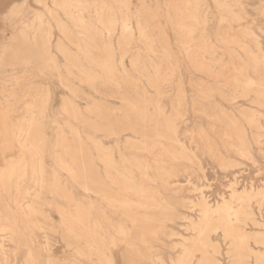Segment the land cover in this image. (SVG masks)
I'll return each mask as SVG.
<instances>
[{
    "label": "rangeland",
    "instance_id": "1",
    "mask_svg": "<svg viewBox=\"0 0 264 264\" xmlns=\"http://www.w3.org/2000/svg\"><path fill=\"white\" fill-rule=\"evenodd\" d=\"M125 1L0 0V264H264V0Z\"/></svg>",
    "mask_w": 264,
    "mask_h": 264
},
{
    "label": "bare ground",
    "instance_id": "2",
    "mask_svg": "<svg viewBox=\"0 0 264 264\" xmlns=\"http://www.w3.org/2000/svg\"><path fill=\"white\" fill-rule=\"evenodd\" d=\"M112 1H113V0H112ZM126 1H128V0H126ZM126 1H125V3L127 4ZM192 1H193V0H192ZM195 3L197 4V2H195ZM84 4H85V3H84ZM100 4H101V3H100ZM119 4H120V3H119ZM126 4H125V5H126ZM201 4H202V3H201ZM224 4H226V3H225V0H224ZM224 4L222 3L221 5H224ZM32 5H33V4H32ZM81 5H82V4H81ZM85 5H86V4H85ZM188 5H189V4H188ZM192 5H193V3H192ZM194 5H195V4H194ZM194 5H193V7L196 8L197 5H195V6H194ZM199 5H200V4H199ZM219 5H220V4H219ZM102 6H103V5H102ZM119 6H120V5H119ZM121 7H122V6H121ZM218 7H219V6H218ZM123 8H125V10H126V6L123 7ZM224 8H225V7H224ZM226 8H227V7H226ZM69 9H70V8H69ZM222 9H223V8H222ZM61 10H63V9H61ZM70 10H71V9H70ZM83 10H84V9H83ZM125 10H124V11H125ZM197 10H198V8H197ZM47 11H48V10H47ZM102 11H103V8H101V6H100V7H97L96 14H97V19H98L99 21L102 20V19H100V18H101V15L103 14ZM122 11H123V10H122ZM70 12H71V11H70ZM125 12H127V11H125ZM146 12H147V11H146ZM49 14H51V13H49ZM80 14H81V13H80ZM200 14H201V12H200ZM65 15H68V14L65 13ZM16 16H17V15H16ZM106 16H108V20H109V18H112V19H113V17H109V15H106ZM199 16H200V15H199ZM18 17H19V15H18ZM65 17H66V16H65ZM239 17H240V16H239ZM49 18H50V17H49ZM56 18H57V17H56ZM235 18H236V17H235ZM69 19H71V18H68V20H69ZM79 19H80V18H79ZM81 20H82V19H81ZM81 20H75V21L82 22ZM105 20H106V19H105ZM126 20H127V19H126ZM106 21H107V20H106ZM110 21H111V20H110ZM112 21H113V20H112ZM112 21H111V22H112ZM239 21H241V20H239ZM40 22H41V16L38 15V14L35 15V16H34V19H33V23L31 24L32 28L34 29V33H37L36 31L40 30V29H39ZM55 22H56V21H55ZM71 22H72V21H71ZM111 22H110V23H111ZM41 23H42V22H41ZM53 23H54V22H53ZM59 23H61V22H59ZM84 23H85V22H84ZM112 23H113V22H112ZM114 23H115V21H114ZM114 23H113V24H114ZM195 23H196V22H195ZM205 23H207V22H205ZM21 24H22V23H21ZM74 24H75V23H74ZM98 24H99V22H98ZM100 24H101V23H100ZM100 24H99V25H100ZM122 24H123V23H122ZM223 24H224V23H223ZM225 24H226V23H225ZM61 25H62V23H61ZM138 25H139V24H138ZM239 25H240V24H239ZM84 26H85V25H84ZM101 26H102V25H101ZM115 26H116V24H115ZM136 26H137V25H136ZM226 26H228V25H226ZM66 27H67V26H66ZM72 27H73V26H72ZM75 27H76V26H75ZM75 27H74V28H75ZM158 27H159V26H158ZM77 28H78V27H77ZM79 28H80V27H79ZM154 28H155V27H154ZM25 29H27L26 26H23V30H25ZM56 29H57V28H56ZM91 29H92V28H91ZM115 29H116V28H115ZM23 30H21V31H23ZM57 30H59V31L61 32V34H63V35L65 36V32H64V30H63L61 27H58ZM75 30H76V29H75ZM104 30H106V29H104ZM120 30H121V28H120ZM228 30H230V29H228ZM244 30H245V29H244ZM79 31H81V30H79ZM108 31H110V30H108ZM140 31H141V30H140ZM155 31H156V30H155ZM249 31H250V30H249ZM95 32H96V31H95ZM106 32H107V31H106ZM224 32H225V31H224ZM226 32H227V31H226ZM1 33H2V32H1ZM127 33H128V32H127ZM249 33H250V32H249ZM75 34H76V33H75ZM87 34H88V33H87ZM96 34H97V33H96ZM98 34H99V33H98ZM101 34H103V33L101 32ZM112 34H114V32H112ZM120 34H121V32H120ZM140 34H141V32H140ZM140 34H139V35H140ZM192 34H193V33H192ZM225 34H226V33H225ZM21 35H22V34H21ZM33 35H36V34H33ZM107 35H108V34H107ZM107 35H106V36H107ZM185 35H186V34H185ZM73 36H74V35H73ZM108 36H109V35H108ZM111 36H112V35H111ZM141 36H142V35H141ZM190 36H191V35H190ZM249 36H250V35H249ZM22 37H24V36H22ZM121 37H122V36H121ZM144 37H145V35H144ZM193 37H194V36H193ZM223 37H224V36H223ZM231 37H232V36H231ZM231 37H230V38H231ZM85 38H86V37H85ZM107 38L109 39L110 37H107ZM200 38H201V37H200ZM74 39H75V37H74ZM83 39H84V38H83ZM144 39H145V38H144ZM75 40H76V39H75ZM77 40H78V39H77ZM221 40H222V38H221ZM92 41H93V40H92ZM109 41H110V40H109ZM123 41H124V40H123ZM126 41L128 42V39H126ZM224 41H225V40H224ZM232 41H233V40H232ZM42 42H43V41H42ZM44 42H45V41H44ZM107 42H108V41H107ZM117 42H118V40H117ZM143 42H144V41H143ZM188 42H189V41H188ZM218 42H219V41H218ZM227 42H228V41H227ZM146 43H147V42H146ZM146 43H145V44H146ZM231 43H232V42H231ZM47 44H48V43H47ZM76 44H77V43H76ZM80 44H81V43H80ZM91 44H92V43H91ZM116 44H117V43H116ZM232 44L234 45V42H233ZM236 44H237V43H236ZM56 45H57V44H56ZM109 45H110V44H109ZM109 45H107V46L110 48L111 46H109ZM133 45H134V44H133ZM168 45H169V44H168ZM224 45H225V44H224ZM59 46H60V44H59ZM84 46H85V45H84ZM87 46H88V45H87ZM141 46H142V45H141ZM205 46H206V45H205ZM230 46H231V44H230ZM104 47H105V46H104ZM133 47H134V46H133ZM167 47H168V46H167ZM182 47H183V46H182ZM184 47H185V46H184ZM211 47H212V46H211ZM65 48H66V47H65ZM109 48H108V49H109ZM63 49H64V48H63ZM108 49H106V50H108ZM110 49H111V48H110ZM240 49H241V48H240ZM243 49H245V48H243ZM246 49H247V48H246ZM259 49H260V48H259ZM259 49H258V50H259ZM58 50H59V49H58ZM65 50H66V49H65ZM79 50H80V49H79ZM90 50H91V49H90ZM147 50H148V49H147ZM188 50H189V49H188ZM190 50H191V49H190ZM248 50H250V48H249ZM248 50H246V51H248ZM260 50H261V49H260ZM81 51H82V50H81ZM85 51H86V50H85ZM96 51H97V50H96ZM111 51H112V50H111ZM111 51H109V52H111ZM121 51H122V50H121ZM65 52H66V51H65ZM87 52H91V51H87ZM138 52H139V51H138ZM146 52H147V51H146ZM186 52H187V51H186ZM233 52H235V51H233ZM242 52H243V51H242ZM248 52H249V51H248ZM258 52H259V51H258ZM260 52H262V51H260ZM99 53H100V52H99ZM117 53H118V52H117ZM221 53H222V52H221ZM80 54H81V53H80ZM89 54H90V53H89ZM110 54H111V53H110ZM146 54H147V53H146ZM154 54H155V53H154ZM165 54H166V53H165ZM187 54H188V53H187ZM248 54H249V53H248ZM82 55H83V53H82ZM111 55H112V54H111ZM233 55H234V54H233ZM85 56H87V55H85ZM89 56H90V55H89ZM202 56H203V55H202ZM221 56H222V55H221ZM236 56H237V55H236ZM246 56H247V55H246ZM83 57H84V56H83ZM91 57H92V56H91ZM108 57H109V56H108ZM124 57H125V56H124ZM226 57H227V56H226ZM89 58H90V57H89ZM89 58H88V59H89ZM114 58H115V57H114ZM239 58H240V57H239ZM248 58H249V56H248ZM251 58H252V57H251ZM253 58H255V57H253ZM71 59H72V58H71ZM108 59L110 60V58H108ZM136 59H137V58H136ZM172 59H173V58H172ZM237 59H238V58H236V60H237ZM241 59H242V58H241ZM241 59H240V61H241ZM73 60H74V59H73ZM91 60H92V59H91ZM113 60H114V59H113ZM200 60H201V58H200ZM203 60H204V59H202L201 61H203ZM254 60H257V57H256ZM262 60H263V59H262V57H261V61H262ZM86 61H87V60H86ZM191 61H192V60H191ZM201 61H200V62H201ZM219 61H220V60H219ZM219 61H218V63H219ZM221 61H222V59H221ZM221 61H220V62H221ZM230 61H231V60H230ZM263 61H264V60H263ZM91 62H92V64H94L93 62H95V61L92 60ZM98 62H100V60H99ZM104 62H105V61H104ZM104 62H103V63H104ZM198 62H199V61H198ZM209 62H210V61H209ZM231 62H232V61H231ZM201 63H203V62H201ZM232 63H233V62H232ZM255 63H256V62H255ZM258 63H259V61H258ZM90 64H91V63H90ZM92 64H91V65H92ZM95 64H96V63H95ZM98 64H99V63H98ZM122 64H123V63H122ZM204 64H206V62H205ZM208 64H209V63H208ZM210 64H211V63H210ZM214 64L217 65V63H214ZM219 64H220V63H219ZM233 64H234V63H233ZM104 65H105V67H106V63L103 64V66H104ZM137 65H138V64H137ZM201 65H202V64H201ZM211 65H212V64H211ZM103 66L100 65V68H99V69H103ZM214 66H215V65H214ZM237 66H238V65H237ZM255 66H256V65H255ZM95 67H97V64H96ZM154 67H155V66H154ZM192 67H193V66H192ZM212 67H213V66H212ZM224 67H226V66H224ZM224 67H223V68H224ZM246 67H247V66H246ZM121 68H122V67H121ZM138 68H139V67H138ZM142 68H143V67H142ZM193 68H194V67H193ZM230 68H231V65H230ZM238 68H239V66H238ZM71 69H72V68H71ZM104 69H105V68H104ZM104 69H103V70H104ZM110 69H111V68H110ZM134 69H135V68H134ZM209 69H210V68H209ZM214 69H215V68H214ZM217 69H218V68H217ZM226 69H227V68H226ZM228 69H229V68H228ZM231 69H233V65H232V68H231ZM106 70H107V72H108L109 69L107 68ZM139 70H140V69H139ZM146 70H147V69H146ZM203 70H204V69H203ZM233 70H234V69H233ZM239 70H240V68H239ZM241 70H242V69H241ZM241 70H240V73H241L240 75H243L242 72H241ZM244 70H245V69H244ZM65 71H66V70H65ZM100 71H101V70H100ZM147 71H148V70H147ZM177 71H178V70H177ZM219 71H220V70H219ZM246 71H247V69H246ZM82 72H83V71H82ZM88 72H89V71H88ZM103 72H104V71H103ZM109 72H110V71H109ZM109 72H108V74H111V73H112V72H111V73H109ZM153 72H154V71H153ZM206 72H207V70H206ZM222 72H224V71H222ZM255 72H257V71L255 70ZM105 73H106V72H105ZM224 73H225V72H224ZM237 73H238V72H237ZM90 74H91V73H90ZM90 74H88V73H84V77H85L86 81H87L90 85H92L93 82H95V81H96L97 79H99V78H98L96 75H94V76H95V77H94V76H91ZM106 74H107V73H106ZM117 74H118V73H117ZM121 74H122V73H121ZM137 74H138V73H137ZM137 74H136V75H137ZM172 74H173V73H172ZM150 75H151V74H150ZM173 75H174V74H173ZM204 75H205V74H204ZM214 75H215V74H214ZM223 75H224V74H223ZM228 75H229V73H228ZM116 76H117V75H116ZM116 76H115V77H116ZM126 76H127V75H126ZM151 76H152V75H151ZM247 76H248V75H247ZM109 77H110V76H109ZM214 77H215V76H214ZM222 77H223V76H222ZM239 77H240V76H239ZM128 78H129V77H128ZM156 78H157V77H156ZM205 78H206V77H205ZM211 78H212V77H211ZM215 78H216V77H215ZM246 78H247V77H246ZM108 79H109V78H108ZM223 79H224V78H223ZM242 79H243V78H242ZM168 80H169V79H168ZM237 80H238V79H237ZM243 80H244V79H243ZM109 81H110V80H109ZM157 81H158V80H157ZM178 81H179V80H178ZM230 81H231V80H230ZM238 81H239V80H238ZM136 82H137V81H136ZM158 82H159V81H158ZM245 82H246V80H245ZM116 83H117V82H116ZM145 83H146V82H145ZM166 83H167V82H166ZM166 83H165V84H166ZM231 83H233V82L231 81ZM239 83H240V82H239ZM239 83H238V84H239ZM202 84H204V83H202ZM241 84H242V83H241ZM224 85H226V84H224ZM116 86H117V85H116ZM222 86H223V85H222ZM230 86H232V85H230ZM243 86H244V85H243ZM258 86H259V85H258ZM218 87H219V86H218ZM228 87H229V85H228ZM228 87H227V88H228ZM239 87H240V86H239ZM160 88H161V87H160ZM220 88H221V87H220ZM224 88H225V87H223V89H224ZM240 88H241V87H240ZM179 89H180V88H179ZM218 89H219V88H218ZM237 89H238V88H237ZM257 89H258V87H257ZM144 90H145V89H144ZM163 90H164V89H163ZM31 91H32V90H31ZM138 91H139V90H138ZM158 91H159V90H158ZM178 91H179V90H178ZM227 91H228V90H227ZM239 91H240V90H239ZM241 91L243 92V90H241ZM255 91H256V90H255ZM156 92H157V91H156ZM202 92H203V91H202ZM31 93H32V92H31ZM204 93H205V92H204ZM256 93H257V92H256ZM260 93H261V92H260ZM260 93H259V94H260ZM157 94H158V93H157ZM220 94H221V93H220ZM231 94H232V93H231ZM257 94H258V93H257ZM261 94H263V93H261ZM261 94H260V95H261ZM137 95H138V94H137ZM218 95H219V94H218ZM223 95H224V94H223ZM223 95H221V96H223ZM238 95H240V94H238ZM148 96H149V95H148ZM180 96H181V95H180ZM219 96H220V95H219ZM240 96H241V95H240ZM262 96H263V95H262ZM262 96H261V97H262ZM17 97H18V96H17ZM156 97H157V95H156ZM225 97H226V96H225ZM237 97H238V96H237ZM178 98H179V97H178ZM174 99H175V98H174ZM32 100H33V99H32ZM143 100H144V99H143ZM231 101H232V100H231ZM44 102H45V101H44ZM44 102H43V103H44ZM232 102H233V101H232ZM161 104H162V102H161ZM184 104H185V103H184ZM24 106H25V105H24ZM178 106H179V104H178ZM199 106H200V105H199ZM73 107H74V106H73ZM179 107H180V106H179ZM71 108H72V107H71ZM169 108H170V107H169ZM242 108H243V107H242ZM15 109H16V108H15ZM192 109H193V108H192ZM29 110H30V109H29ZM164 110H165V109H164ZM177 110H178V109H177ZM16 111H17V110H16ZM18 111H19V110H18ZM86 112H87V111H86ZM115 112H117V111H115ZM160 112H161V111H160ZM73 113H74V112H73ZM117 113H118V112H117ZM119 113H120V112H119ZM219 113H220V112H219ZM230 113H232V112H230ZM203 114H204V113H203ZM66 115H67V114H66ZM164 115H165V114H164ZM201 115H202V114H201ZM232 115H233V114H232ZM31 116H32V115H31ZM40 116H41V115H40ZM203 116H204V115H203ZM223 116H224V115H223ZM224 117H225V116H224ZM233 117H234V116H233ZM245 117H246V116H245ZM30 118H31V117H30ZM234 118H235V117H234ZM34 119H35V118H34ZM34 119L32 118V121H33ZM173 119H174V118H173ZM263 119H264V118H263ZM29 121H30V120H29ZM37 121H38V120H37ZM211 121H212V120H211ZM254 121H255V120H254ZM30 122H31V121H30ZM214 122H215V121H214ZM251 122H252V121H251ZM28 124H29V123H28ZM40 124H41V123H40ZM232 124H233V123H232ZM232 124H231V125H232ZM251 124H252V123H251ZM194 125H195V124H194ZM29 126H31V125H29ZM196 126H197V125H196ZM198 126H199V125H198ZM233 126H235V125H233ZM233 126H232V127H233ZM30 128H31V127H30ZM169 128H170V127H169ZM68 129H70V128H68ZM170 129H171V128H170ZM172 129L175 130V128H172ZM172 129H171V130H172ZM254 129H255V128H254ZM257 129H258V128H257ZM27 130H28V129H27ZM168 130H169V129H168ZM168 130H167V131H168ZM234 130H235V129H234ZM255 130H256V129H255ZM30 131H31V129H30ZM169 131H170V130H169ZM28 132H29V131H28ZM30 133H31V132H30ZM168 133H171V132H168ZM172 133H173V132H172ZM245 133H246V132H245ZM74 134H75V133H74ZM22 135H23V133H22ZM24 135H25V134H24ZM173 135H175V134H173ZM10 136H11V135H10ZM20 136H21V135H20ZM22 137H23V136H22ZM28 137H31V136H28ZM28 137H27V138H28ZM185 137H186V135H185ZM234 137H235V136H234ZM27 138H26V139H27ZM183 138H184V136H183ZM218 138H219V137H218ZM235 138H236V137H235ZM256 138H257V137H256ZM237 139H238V138H237ZM173 140H174V139H173ZM176 140H177V139H176ZM191 140H192V139H191ZM240 140H241V138H240ZM258 140H259V139H258ZM27 141H29V138H28ZM27 141H26V143H27ZM91 141H92V139H91ZM24 142H25V140L23 141V143H24ZM140 142H141V140H140ZM92 143H93V142H92ZM136 143H137V142H136ZM169 143H170V142H169ZM176 143H177V142H176ZM20 144H21V143H20ZM139 144H140V143H139ZM142 144H143V143H142ZM172 144H174V142H173ZM190 144H191V143H190ZM235 144H236V143H235ZM254 144H255V143H254ZM21 145H22V144H21ZM94 145L96 146L97 144L95 143ZM231 145H232V144H231ZM231 145H230V146H231ZM238 145L240 146V144H238ZM25 146H26V145H25ZM25 146H24V147H25ZM44 146H45V145H44ZM97 146H98V145H97ZM115 146H116V145H115ZM148 146H149V145H148ZM243 146H245V145H243ZM249 146H250V145H249ZM22 147H23V146H21V149H22ZM24 147H23V148H24ZM55 147H56V146H55ZM110 147H111V146H110ZM151 147H152V146H151ZM32 148H33V147H32ZM94 148L97 150L96 147H94ZM133 148H134V147H133ZM241 148H242V147H241ZM25 149H26V148H25ZM151 149H152V148H151ZM160 149H161V148H160ZM179 149H180V148H179ZM181 149H182V148H181ZM208 149H209V148H208ZM235 149H236V148H235ZM22 150H23V149H22ZM29 150H30V149H29ZM29 150H26V153H28ZM31 150H33V149H31ZM39 150H40V149H39ZM91 150H93V149H91ZM96 150H94V151H96ZM173 150H174V149H173ZM233 150H234V149H233ZM23 151H24V150H23ZM33 151H35V149H34ZM36 151H37V150H36ZM97 151H98V150H97ZM97 151H96V153H97ZM141 151H142V150H141ZM151 151H152V150H151ZM154 151H155V150H154ZM175 151H176V150H175ZM240 151H242V150H240ZM243 151H244V150H243ZM243 151H242V152H243ZM245 151H246V150H245ZM38 152H39V151H38ZM38 152H37V153H38ZM142 152H143V151H142ZM152 152H153V151H152ZM160 152H161V151H160ZM168 152H169V151H168ZM179 152H180V150H179ZM30 153H31V152H30ZM35 153H36V152H35ZM80 153H81V152H80ZM106 153H107V152H106ZM106 153H105V154H106ZM109 153H110V152H109ZM162 153H163V152H162ZM162 153H161V155H162ZM166 153H167V152H166ZM174 153H175V152H174ZM177 153H178V151H177ZM240 153H241V152H240ZM28 154H29V153H28ZM33 154H34V153H33ZM33 154H32V155H33ZM39 154H40V153H39ZM111 154H112V153H111ZM158 154H159V153H158ZM169 154H170V153H169ZM169 154H167V155H169ZM172 154H173V151H172ZM172 154H171V155H172ZM178 154H179V153H178ZM235 154H236V153H235ZM30 155H31V154H30ZM96 155H98V154H96ZM174 155H175V154H174ZM34 156H35V154H34ZM39 156H40V155H39ZM105 156H106V155H105ZM105 156H104V157H105ZM112 156H113V155H112ZM156 156H157V155H156ZM175 156H176V155H175ZM40 157H41V156H40ZM97 157H98V156H97ZM123 157H124V156H123ZM171 157H172V156H171ZM177 157H178V156H177ZM177 157H176V158L174 157V159H178V158H179V157H178V158H177ZM192 157H193V156H192ZM244 157H245V156H244ZM35 158H36V157H35ZM102 158H103V155H102ZM181 158H182V157H181ZM181 158H180V159H181ZM39 159H40V158H39ZM96 159H97V158L93 157V159H92V161H91L93 167L95 166V161H96ZM98 159L100 160V158H98ZM130 159H131V158H130ZM247 159H248V158H247ZM33 160H34V159H33ZM37 160H38V154H37ZM40 160H41V159H40ZM101 160H103V159H101ZM101 160H100V161H101ZM109 160L111 161L110 157H109ZM141 160H142V159H141ZM141 160H140V161H141ZM106 161H108V160H104V162H106ZM137 161H138V160H137ZM137 161H136V162H137ZM154 161H155V160H154ZM175 161H176V160H175ZM249 161H250V160H249ZM98 162H99V161H98ZM102 162H103V161H102ZM104 162H103V163H104ZM108 162H109V161H108ZM108 162H107L106 164H109ZM158 162H159V161H158ZM161 162H162V161H161ZM173 162H174V161H173ZM37 163H38V162H37ZM130 163H131V162H130ZM142 163H143V162H142ZM154 163H155V162H154ZM32 164H33V163H32ZM35 164H36V163H35ZM104 164H105V163H104ZM104 164H103L102 166L106 168V166H104ZM106 164H105V165H106ZM112 164H113V163H112ZM112 164H111V165H112ZM227 164H228V162H227ZM68 165H69V164H68ZM123 165H124V163H123ZM55 166H56V165H55ZM155 166H156V165H155ZM218 166H219V165H218ZM35 167H36V166H35ZM39 167H40V165H39ZM39 167H38V168H39ZM110 167H112V166H110ZM117 167H118V166H117ZM132 167H133V166H132ZM69 168H70V166H69ZM105 168H103V169L105 170ZM118 168H119V167H118ZM108 169H109V168H108ZM113 169L115 170V168H113ZM113 169H111V170H113ZM126 169H127V168H126ZM126 169H125V170H126ZM38 170H39V169H38ZM93 170H94V168H93ZM98 170H99V169H98ZM109 170H110V169H109ZM116 170H117V169H116ZM119 170H120V169H119ZM144 170H145V169H144ZM231 170H232V169H231ZM33 171H34V168H33V170L31 169V172H32V173H33ZM35 171H36V170H35ZM40 171H42V170H40ZM66 171H67V170H66ZM107 171H108V170H107ZM128 171H129V170H128ZM37 172H38V171H37ZM103 173H104V171H103ZM114 173L116 174L115 171H114ZM120 173H122V172H120ZM120 173H119V174H120ZM128 173H129V172H128ZM38 174H39V173H38ZM40 174H41V173H40ZM84 174H85V173H84ZM99 174H100V173H99ZM110 174H112V173H110ZM122 174H123V173H122ZM122 174H121V175H122ZM0 175H1V174H0ZM35 175H36V174H35ZM41 175H42V174H41ZM117 175H118V174H117ZM123 175H124V174H123ZM33 176H34V175H33ZM33 176H32V177H33ZM104 176H106V174H105ZM108 176H109V177H112L113 175H112V176L107 175V177H108ZM23 177H24V176H23ZM35 177H36V176H35ZM56 177H57V176H56ZM109 177H108V178H109ZM130 177L133 178L132 176H130ZM215 177H216V176H215ZM33 178H34V177H33ZM41 178H42V177L40 176V179H41ZM114 178H115V176H114ZM117 178H118V177H116L115 179H117ZM120 178H121V177H120ZM123 178H124V177H123ZM123 178H122V179H123ZM128 178H129V177H128ZM144 178H145V177H144ZM36 179H37V177H36ZM110 179H111V178H110ZM145 179H146V178H145ZM9 180H11V179L9 178ZM32 180H33V179H32ZM108 180H109V179H108ZM127 180H128V179H127ZM133 180H134V179H133ZM140 180H141V179H140ZM36 181H37V180H36ZM43 181H44V180H43ZM43 181H42V182H43ZM57 181H58V179H57ZM57 181H56V182H57ZM105 181H106V180H105ZM111 181H112V180H111ZM146 181H147V180H146ZM118 182H119V181H118ZM121 182H122V181H121ZM130 182H131V181H130ZM132 182H133V181H132ZM152 182H153V181H152ZM49 183H50V182H49ZM110 183H111V182H110ZM113 183L115 184V182H113ZM116 183H117V181H116ZM119 183H120V182H119ZM123 183H124V181H123ZM125 183H127V181H126ZM134 183H135V182H134ZM35 184H36V183H35ZM54 184H56V183L54 182ZM106 184H107V181H106ZM152 184H155V183H152ZM59 185H60V183H59ZM68 185H69V184H68ZM117 185H119V184L117 183ZM121 185H122V184H121ZM124 185H125V184H124ZM36 186H37V185H36ZM40 186H41V185H40ZM108 186H111V185H108ZM127 186L130 187L129 184H128ZM54 187H55V186H54ZM54 187H53V188H54ZM113 187H114V185H113ZM115 187H116V186H115ZM234 187H235V186H234ZM125 188H127V187H125ZM125 188H124V190H125ZM131 188H132V187H131ZM139 188H140V187H139ZM60 189H61V187H60ZM79 189H80V188H79ZM118 189H119V188H118ZM107 190H108V188H107ZM109 190H110V189H109ZM120 190L122 191V189H119V191H120ZM129 190H130V188H129ZM135 190H136V189H135ZM143 190H144V189H143ZM43 191H44V190H43ZM65 191H66V189H65ZM85 191H86V190H85ZM90 191H91V190H90ZM111 191H112V189H111ZM121 191L119 192L120 194H121ZM133 191H134V190H133ZM136 191H137V190H136ZM86 192H87V191H86ZM92 192H93L94 194H99V193H100V191L97 190V188H96L94 182H93V189H92ZM116 192H117V191H116ZM122 192H124V191H122ZM125 192H127V189H126ZM141 192H142V191H141ZM88 193H89V192H88ZM133 193H134V192H133ZM133 193H132V194H133ZM135 193H136V192H135ZM135 193H134V194H135ZM144 193H146V192H144ZM58 194H59V193H58ZM71 194H72V193H71ZM123 194H125V193H123ZM127 194L129 195V193H127ZM132 194H131V195H132ZM136 194H137V193H136ZM231 194H232V193H231ZM28 195H29V194H28ZM28 195H27V197H29ZM110 195H111V193H110ZM116 195L119 196V194H116ZM131 195H130V196H131ZM142 195H143V194H142ZM142 195H140V196H142ZM232 195H234V194H232ZM126 196H127V195H126ZM130 196H128V197H130ZM144 196H145V194H144ZM147 196H148V195H147ZM37 197H38V195H37ZM37 197H36V198H37ZM92 197H93V196H92ZM95 197H96V196H95ZM98 197H99V196H97V198H98ZM124 197H125V195H124ZM135 197H136V196H135ZM231 197H232V196H231ZM54 198H55V197H54ZM99 198H100V197H99ZM109 198H110V197H109ZM109 198H108V196H107V197L103 196V199H104L105 201H109V200H108ZM114 198H116V197L114 196ZM136 198H137V197H136ZM201 198H202V197H201ZM34 199H35V197H34ZM72 199H73V198H72ZM103 199H102V200H103ZM111 199H112V198H111ZM119 199H120V198H119ZM121 199H122V198H121ZM139 199H140V198H139ZM35 200H36V199H35ZM89 200H90V199H89ZM137 200H138V199H137ZM141 200H142V197H141ZM202 200H203V199H202ZM22 201H23V200H22ZM144 201H145V200H144ZM151 201H152V200H150V202H151ZM221 201H222V200H221ZM25 202H26V201H25ZM71 202H72V201H71ZM73 202H74V199H73ZM73 202H72V203H73ZM88 202H89V201H88ZM90 202H91V201H90ZM101 202L103 203V201H101ZM109 202H111V201H109ZM115 202H116V201H114V203H115ZM125 202H126V201H125ZM125 202H122V203H125ZM127 202L130 203L131 201H127ZM146 202H147V200H146ZM152 202H154V201H152ZM155 202H156V201H155ZM155 202H154V203H155ZM215 202H216V201H215ZM222 202H223V201H222ZM52 203H53V202H52ZM138 203H139V202H138ZM224 203H225V202H224ZM31 204H33V202H32ZM70 204H71V203H70ZM74 204H75V203H74ZM100 204H101V203H99V205H100ZM105 204H106V203H105ZM111 204H112V203H111ZM132 204H133V203H132ZM132 204H131V205H132ZM156 204H157V202H156ZM219 204H220V203H219ZM33 205H35V204H33ZM76 205H77V203H76ZM86 205H88V204H86ZM96 205H97V203H96ZM108 205H109V204H108ZM108 205H105V207L108 206ZM125 205H127V203H125ZM136 205H138V204H136ZM163 205H164V204H163ZM224 205H225V204H224ZM88 206H89V205H88ZM90 206H91V209H92V211H93V217H94V220L92 219V221H94V223H93V228H92L93 230H92V229L90 230V231H92V234H90V235H93V234L95 235V229L97 228V224H98L97 222H99V220H97V218H95V217H96L97 210H96V208H95L94 201L91 202ZM109 206H110V205H109ZM113 206H115V205H113ZM122 206H123V204H122ZM122 206H121V208H122ZM129 206H130V204H129ZM138 206H140V205H138ZM151 206H152V205H150V207H151ZM156 206H157V205H156ZM202 206H203V205H202ZM222 206H223V205H222ZM222 206H219V207H222ZM21 207H22V206H21ZM26 207H27V206H26ZM26 207H25V209H26ZM29 207H30V206H29ZM29 207H28V208H29ZM31 207H32V206H31ZM78 207H79V206H78ZM78 207H77V208H78ZM85 207H86V206H85ZM85 207H84V208H85ZM96 207H98V206H96ZM115 207H116V206H115ZM118 207H119V204H118ZM126 207H127V206H126ZM126 207H125V208H126ZM131 207H132V206H131ZM140 207H141V206H140ZM143 207H144V206H143ZM150 207H149V208H150ZM157 207H158V206H157ZM209 207H210V206H209ZM216 207H217V206H216ZM216 207H215V208H216ZM229 207H230V206H229ZM239 207H240V206H239ZM32 208L34 209V206H33ZM39 208H40V207H39ZM127 208L129 209V207H127ZM136 208H137V207H136ZM210 208H211V207H210ZM237 208H238V207H237ZM30 209H31V208H29V211H30ZM59 209H60V208H59ZM78 209H79V208H78ZM99 209H100V208H99ZM122 209H124V208H122ZM141 209H142V208H141ZM143 209H144V208H143ZM218 209H219V208H218ZM218 209H217V210H218ZM239 209H240V208H239ZM74 210H75V209H74ZM74 210H73V211H74ZM108 210H109V209H108ZM114 210H115V209H114ZM202 210H204V209L202 208ZM205 210H206V209H205ZM236 210H238V209H236ZM21 211H23V210H21ZM25 211H26V210H25ZM27 211H28V209H27ZM27 211H26V212H27ZM29 211H28V213H29ZM79 211H82V210H78V212H79ZM83 211H85V210H83ZM83 211H82V212H83ZM86 211L88 212L86 215H89V210H88V208H87ZM117 211H118V210H117ZM149 211H150V210H149ZM209 211H211V209H210ZM220 211H221V209H220ZM238 211H239V210H238ZM33 212H34V211H33ZM76 212H77V210H76ZM105 212H106V211H105ZM113 212H114V211H113ZM202 212H203V211H202ZM206 212H208V211H206ZM215 212H216V211L214 210V213H215ZM239 212H240V211H239ZM242 212H243V211H242ZM24 213H25V212H24ZM35 213H36V212H35ZM59 213H60V212H59ZM62 213H63L62 215H65V214H66L65 212H62ZM64 213H65V214H64ZM73 213H74V212H73ZM80 213H81V212H80ZM83 213H85V212H83ZM83 213H82V214H83ZM101 213H102V212H101ZM101 213L98 212V214H100V215H101ZM217 213H219V212L217 211ZM237 213H238V212H236V215H239V214H237ZM10 214H11V213H10ZM20 214H23V212H22V213L20 212ZM30 214H31V213H30ZM76 214H77V217L75 216V217H76L75 220H78V221L80 222V220H79V216H80L81 214H80L79 216H78V213H76ZM76 214H75V215H76ZM104 214H105V213H104ZM104 214H102V215L104 216ZM144 214H145V213H144ZM205 214H206V213H205ZM205 214L203 215V213H202L201 215H202V216H205ZM212 214H213V213H212ZM215 214H216V213H215ZM220 214H221V213H220ZM233 214H234V212H233ZM32 215H33V214H31L30 216L32 217ZM60 215H61V214H60ZM71 215H72V214H71ZM83 215H84V214H83ZM86 215H85V216H86ZM90 215H91V214H90ZM90 215H89V216H90ZM114 215H115V214H114ZM116 215H117V214H116ZM208 215H210V214H208ZM218 215H219V214H217V217L220 216V215H219V216H218ZM243 215H244V214H243ZM243 215H242V216H243ZM23 216H24V215H23ZM23 216H22V217H23ZM36 216H37V215H36ZM69 216H70V215H69ZM72 216H73V215H72ZM108 216H109V214H108ZM117 216H118V215H117ZM122 216H123V214H122ZM137 216H138V215H137ZM202 216H201V217H202ZM212 216L214 217V215H212ZM228 216H229V215H228ZM33 217H34V216H33ZM33 217H32V218H33ZM66 217H67L68 220H69V217H68V216H66ZM98 217H99V216H98ZM110 217H111V216H110ZM140 217H141V216H140ZM208 217H209V216H208ZM208 217H207V218H208ZM232 217H233V216H232ZM234 217H235V216H234ZM237 217H238V216L235 217V218H236V221H237ZM243 217H244V216H243ZM8 218H9V217H8ZM8 218H6V220H7ZM25 218H26V217H25ZM29 218H30V217H29ZM62 218H63V217H62ZM81 218H82V216H81ZM85 218H86V217H85ZM88 218H89V217H88ZM101 218H103V217L101 216ZM104 218H106V217L104 216ZM104 218H103V219H104ZM107 218H108V217H107ZM111 218H112V217H111ZM203 218H204V217H203ZM207 218H206L205 221H207L209 224H211V223L208 221ZM229 218H230V217H229ZM260 218H261V217H260ZM20 219H21V218H20ZM82 219H84V217H83ZM89 219H90V218H89ZM217 219H220V218H217ZM222 219H224V218H222ZM30 220H32V219H30ZM30 220H29V221H30ZM71 220H72V219H71ZM133 220H134V219H133ZM147 220H148V219H147ZM229 220H232V219H229ZM25 221H26L27 223L29 222V221H27L26 219H25ZM61 221H63V220L61 219ZM73 221H74V220H73ZM85 221H86V225H87V220H86V219H85V220H82V222H85ZM92 221H91V222H92ZM105 221H106V220H105ZM109 221H110V219H109ZM109 221H107V222H109ZM125 221H126V219H125ZM197 221H198V220H197ZM219 221H220V220H219ZM226 221H227V220H226ZM232 221L235 222V220H232ZM238 221H239V220H238ZM4 222H5V221H4ZM4 222H3V223H4ZM12 222H13V221H12ZM15 222H16V220H15ZM32 222H33V220H32ZM32 222L30 221V223H32ZM45 222H46V221H45ZM47 222H48V221H47ZM63 222H66V221H63ZM68 222L70 223V221H68ZM71 222H72V221H71ZM88 222H89V220H88ZM100 222H101V220H100ZM122 222H123V221H122ZM136 222H137V221H136ZM136 222H135V223H136ZM152 222H153V221H152ZM221 222H222V221H220V223H221ZM223 222H225V221L223 220ZM223 222H222V223H223ZM8 223H9V220H8ZM30 223L27 224V225L33 226V225H31ZM80 223H81V222H80ZM104 223H105V222H104ZM220 223H219V224H220ZM9 224H10V223H9ZM16 224H17V223H16ZM33 224H34V223H33ZM81 224L83 225L84 223H81ZM99 224H100V223H99ZM99 224H98V225H99ZM105 224H107V223H105ZM133 224H134V223H133ZM162 224H163V223H162ZM196 224H197V223H196ZM212 224H214V223H212ZM212 224H211V225H212ZM231 224H233V223H231ZM234 224H236V222H235ZM254 224H255V223H254ZM37 225H38V224H37ZM40 225H41V224H40ZM64 225H66V223H64ZM68 225H69V224H68ZM68 225H66V226H68ZM78 225H79V224H78ZM117 225H118V224H117ZM120 225H121V224H120ZM225 225H226V224H225ZM239 225H240V223H239ZM256 225H257V224H256ZM25 226H26V225H25ZM34 226H35V225H34ZM42 226H43V225H42ZM79 226H80V225H79ZM87 226L89 227V225H87ZM107 226H108V225H106V228H107ZM162 226H163V225H162ZM200 226H201V225H200ZM230 226L233 227V225H230ZM35 227H36V226H35ZM70 227L72 228L73 226L70 224V226H68L67 229L71 230ZM77 227H78V226H77ZM81 227H82V226H81ZM85 227H86V226H85ZM102 227H103V226H102ZM108 227H109V226H108ZM193 227H194V226H193ZM193 227H192V228H193ZM196 227H197V226H196ZM33 228H34V227H33ZM33 228H32V229H33ZM38 228H39V227H38ZM75 228H76V227H75ZM78 228H79V227H78ZM197 228H198V227H197ZM35 229H36V228H35ZM80 229H81V228H80ZM87 229H88V228H87ZM87 229H86V230H87ZM100 229H102V228L100 227ZM103 229H104V228H103ZM198 229H201V227L198 228ZM233 229H234V227H233ZM233 229H232V230H233ZM3 230H4V229H3ZM39 230H40V229H39ZM60 230H61V229H60ZM69 230H68V232H69ZM74 230H75V229H74ZM74 230H72V232H74ZM76 230H77V229H76ZM96 230H97V229H96ZM108 230H109V229H108ZM126 230H127V228H126ZM222 230H223V229H222ZM237 230L239 231V229H237ZM28 231H29V230H28ZM37 231H38V230H37ZM84 231H85V230H84ZM90 231H88V232H90ZM161 231H162V230H161ZM197 231H198V230H197ZM202 231H203V230H202ZM217 231H218V229H217ZM10 232H11V231H10ZM78 232H79V231H78ZM97 232H98V231H97ZM97 232H96V234H97ZM204 232H205V231H203V233H204ZM210 232H211V231H210ZM236 232H237V231H236ZM239 232H240V231H239ZM239 232H237V233H239ZM2 233H3V232H2ZM76 233H77V232H76ZM82 233H83V232H82ZM84 233H85V232H84ZM98 233H99V232H98ZM118 233H119V232H118ZM123 233H125V232H123ZM231 233H232V232H231ZM80 234H81V231H80ZM126 234H127V233H126ZM172 234H173V233H172ZM196 234H197V233H196ZM262 234H263V233H262ZM10 235H12V232L10 233ZM13 235H14V234H13ZM13 235H12V236H13ZM73 235H75V234H73ZM73 235H72V236H73ZM83 235H84V234H83ZM86 235L88 236L89 234L87 233ZM86 235H85V236H86ZM90 235H89V236H90ZM94 235H93V238H91V240L88 241L86 237H85V238H86L85 240L87 241L86 244H87V246H88L89 249H90V248H94V249L96 250V249H97V241H96V239L94 238ZM102 235H105V234L102 233ZM117 235H118V234H117ZM121 235H122V234H121ZM123 235H124V234H123ZM127 235H128V234H127ZM258 235H259V234H257V236H258ZM14 236H15V235H14ZM75 236H76V235H75ZM75 236H73V238H74ZM78 236L83 237L82 235H78ZM98 236H99V235H98ZM111 236H112V235H111ZM199 236H200V235H199ZM199 236H198V237H199ZM250 236H251V235H250ZM257 236H256V237H257ZM32 237H33V236H32ZM76 237H77V236H76ZM81 237H78V241H79V238H81ZM90 237H91V236H90ZM90 237H89V238H90ZM95 237H96V236H95ZM103 237L105 238V236H103ZM238 237H239V236H238ZM258 237H260V236H258ZM89 238H88V239H89ZM97 238H98V237H97ZM154 238H155V237H154ZM235 238H236V237H235ZM239 238H240V237H239ZM248 238H249V237H248ZM260 238H261V237H260ZM75 239H76V238H75ZM100 239H101V238H100ZM110 239H111V238H110ZM126 239H128V238H126ZM187 239H188V238H187ZM198 239H199V238H198ZM230 239H231V238H230ZM250 239H251V238H250ZM256 239H258V238H256ZM256 239H255V240H256ZM66 240H67V239H66ZM83 240H84V239H83ZM103 240H104V239H102V242L104 243L107 239H106L105 241H103ZM232 240H233V239H232ZM260 240H262V239H260ZM80 241H82V238H81ZM99 241L101 242V240H99ZM113 241H114V240H113ZM125 241H126V240H125ZM125 241H124V242H125ZM233 241H235V239H234ZM236 241H237V240H236ZM245 241H246V240H245ZM247 241H248V240H247ZM36 242H37V241H36ZM82 243H83V242H82ZM84 243H85V241H84ZM107 243H108V242H107ZM125 243H127V242H125ZM255 243H256V242H255ZM27 244H28V243H27ZM86 244H85V245H86ZM100 244H101V243H100ZM152 244H153V242H152ZM160 244H161V243H160ZM17 245H18V244H17ZM104 245H105V244H104ZM106 245H107V244H106ZM158 245H159V244H158ZM182 245H183V244H182ZM203 245H204V244H203ZM259 245H260V244H259ZM102 246H103V245H102ZM102 246H101V251H102V249H103ZM154 246H155V244H154ZM199 246H200V245H199ZM43 247H44V246H43ZM45 247H46V246H45ZM67 247H68V246H67ZM83 247H84V246H83ZM98 247H100V246L98 245ZM24 248H25V247H24ZM108 248H109V247H108ZM186 248H187V247H186ZM43 249H44V248H43ZM46 249H47V248H46ZM68 249H69V248H68ZM94 249H93V250H94ZM122 249H123V248H122ZM205 249H206V248H205ZM240 249H241V247H240ZM28 250H30V249H28ZM76 250H77V249H76ZM97 250H98V249H97ZM97 250H96V251H97ZM135 250H136V249H135ZM242 250H243V249H242ZM12 251H13V250H12ZM24 251H25V250H24ZM47 251H48V250H47ZM91 251H92V250H91ZM96 251H95V252H96ZM101 251H100V252H101ZM43 252H45V251H43ZM80 252H81V251H80ZM97 252H98V251H97ZM112 252H113V251H112ZM29 253H30V252H29ZM75 253H77V252L75 251ZM78 253H79V252H78ZM98 253H99V252H98ZM98 253H97V254H98ZM101 253L104 254L103 252H101ZM107 253H108V252H107ZM8 254H9V253H8ZM30 254H31V253H30ZM102 254H99V255H101V257H102V256H104V255H102ZM257 254H258V253H257ZM77 255H78V254H77ZM79 255H83V254L80 253ZM107 255H108V254H107ZM184 255H185V254H184ZM113 256H114V253H113ZM187 256H188V255H187ZM27 257H28L27 259L31 260V259H30V258H31V255H30V256H27ZM29 257H30V258H29ZM80 257L83 258L84 255H83V256H80ZM90 257H91V256H89V258H90ZM105 257H106V256H105ZM105 257H104V259H105ZM114 257H115V256H114ZM181 257H182V256H181ZM206 257H207V256H206ZM258 257H259V256H258ZM32 258H33V257H32ZM84 258H85V257H84ZM121 258H122V257H121ZM241 258H242V257H241ZM33 259H34V258H33ZM33 259H32V260H33ZM79 259H80V258H79ZM86 259H87V258H86ZM104 259H103V260H104ZM143 259H144V258H143ZM150 259H151V258H150ZM238 259H239V257H238ZM106 260H107V259H106ZM124 260H125V259H124ZM157 260H158V259H157ZM176 260H177V259H176ZM239 260H240V259H239ZM24 261H25V260H24ZM27 261H28V260H27ZM27 261H26V262H27ZM45 261H46V260H45ZM88 261H89V260H88ZM90 261H91V260H90ZM111 261H112V260H111ZM143 261H144V260H143ZM31 262H32V261H31ZM36 262H37V261H36ZM36 262H35V263H36ZM51 262H52V261H51ZM75 262H77V261H75ZM104 262H106V261H104ZM108 262H109V261H108ZM157 262H158V261H157ZM46 263H47V262H46ZM55 263H56V262H55ZM112 263H113V262H112ZM112 263H111V264H112ZM259 263L261 264V261H260ZM61 264H62V263H61ZM106 264H107V262H106ZM174 264H175V263H174ZM177 264H178V263H177ZM186 264H187V263H186ZM200 264H201V263H200ZM255 264H256V261H255ZM262 264H263V263H262Z\"/></svg>",
    "mask_w": 264,
    "mask_h": 264
}]
</instances>
